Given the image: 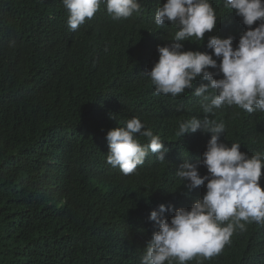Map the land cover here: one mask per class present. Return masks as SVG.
I'll return each instance as SVG.
<instances>
[{
  "label": "trees",
  "instance_id": "1",
  "mask_svg": "<svg viewBox=\"0 0 264 264\" xmlns=\"http://www.w3.org/2000/svg\"><path fill=\"white\" fill-rule=\"evenodd\" d=\"M139 2L140 13L118 20L101 3L73 31L62 0H0V264H140L157 230L150 212L161 203L190 208L206 191L187 189L176 175L185 159L207 174L200 161L211 134L176 135L180 121L206 115L200 97L187 89L175 99L155 95L145 74L158 60L157 46L171 43L178 29L155 24L165 0ZM210 2L214 30L201 42L183 41L184 50L211 52L210 35H231L235 47L248 27L224 0ZM208 115L225 123L222 142L264 154V112L233 105ZM132 117L168 151L165 161L149 152L124 175L106 162V132ZM188 264H264V225L247 223L220 255Z\"/></svg>",
  "mask_w": 264,
  "mask_h": 264
},
{
  "label": "clouds",
  "instance_id": "2",
  "mask_svg": "<svg viewBox=\"0 0 264 264\" xmlns=\"http://www.w3.org/2000/svg\"><path fill=\"white\" fill-rule=\"evenodd\" d=\"M69 11L68 27L75 31L86 19H91L106 5L114 20L127 19L141 12L139 0H62ZM225 7L241 17L246 30L233 46L231 35L221 38L210 35L208 51L184 50L183 41L201 42L211 33L217 14L210 0H165L156 9L155 24L159 28L167 21L178 30L169 44L158 45V60L145 74L155 88V95L176 98L185 90H193L200 97L203 119L193 116L179 122L177 137L188 132L210 133L206 150L200 161L207 174L200 175L196 164L186 159L176 169V175L191 190L205 185L206 191L190 208L173 209L161 203L149 214L157 230L146 242L140 264H188L196 257L210 259L220 255L236 229L246 230V224L264 225V188L260 179L264 168V154L248 155L240 151V143L230 146L221 141L225 123L210 119L214 109L238 106L253 113L264 112V0H224ZM259 21L256 27H252ZM215 57V58H214ZM219 59V63L217 61ZM212 69L213 71H210ZM219 76L220 78H214ZM197 79L205 80L194 87ZM215 90V95L209 90ZM177 105L176 111L182 110ZM139 136L147 138L142 144ZM108 155L106 162L119 167L124 175L136 172L149 152L165 161L163 140L137 117L106 132ZM0 184V190H1ZM173 212L169 218L164 213ZM243 221V222H242ZM142 247L138 246L137 260Z\"/></svg>",
  "mask_w": 264,
  "mask_h": 264
}]
</instances>
